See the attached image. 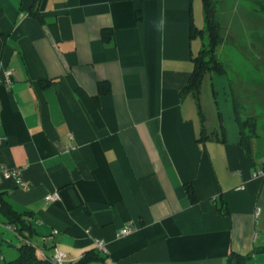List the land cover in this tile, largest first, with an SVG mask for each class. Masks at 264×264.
Masks as SVG:
<instances>
[{
	"label": "crops",
	"instance_id": "0c3cea01",
	"mask_svg": "<svg viewBox=\"0 0 264 264\" xmlns=\"http://www.w3.org/2000/svg\"><path fill=\"white\" fill-rule=\"evenodd\" d=\"M253 7L256 25L240 20L239 39L237 22L225 34L221 28L225 73L207 74L226 83L233 117L226 124L218 107L204 110L203 82L198 104L180 95L191 58L208 44L203 16L200 42L190 38L193 0H39L37 16L33 0H0V166L18 170L25 184L0 178V201L26 214L34 230L27 240H39L33 246L41 255L60 251L73 264L100 241L109 264H225L231 251L264 247V177H252L264 169V88L248 79L242 54L249 50L261 69L253 38L264 14ZM104 29L112 31L109 41ZM5 70L14 74L10 87ZM233 102L242 120L256 121L251 164ZM53 193L58 200L46 202ZM221 200L229 216L219 212ZM125 226L131 233L117 237ZM4 229L20 245L0 213ZM246 264H264V252Z\"/></svg>",
	"mask_w": 264,
	"mask_h": 264
},
{
	"label": "trees",
	"instance_id": "16d2710c",
	"mask_svg": "<svg viewBox=\"0 0 264 264\" xmlns=\"http://www.w3.org/2000/svg\"><path fill=\"white\" fill-rule=\"evenodd\" d=\"M192 1V0H190ZM39 0H33V10L31 15L37 16L35 6ZM203 10V20L205 25V34L207 36V48L202 49L196 56L192 57L193 69L186 85L181 90V97L185 95H191L195 98L198 104V95L203 82L204 77L207 74H224L225 69L218 57V50L223 45V38L220 35L221 23L219 20V14L216 10L214 2L212 0H201ZM259 11L264 13V1L259 3ZM136 21L141 20V14L135 13ZM203 32L190 24V38H195L198 35H202ZM112 36V31L108 29L102 30V38L104 41H109ZM44 86L49 85V82L44 83ZM109 89L106 84L99 85V94H107ZM234 105V118L239 128L240 140L239 144L244 148L248 162L251 164V155L249 148V138L255 135L256 121L254 118H247L242 120L238 111L237 104ZM199 108V105H198ZM90 114L93 120L98 123L97 107L90 109ZM203 121V115L199 112ZM185 195L191 205H195L199 202L198 197L191 184H184L183 186ZM219 212L224 216H229V211L226 203L221 200V206ZM0 213L6 218L8 225L14 226V231L18 237L23 238L20 245L15 246L17 251L16 259L9 261L7 264H53L49 257L43 256L39 253L38 249L28 242V238L34 235V230L31 224L24 216L26 214L16 213L10 205L5 201H0ZM264 252V247L255 248L252 253L247 255H240L235 252H229L225 264H246V262L255 254ZM73 264H109L107 258L97 250L87 251L77 262Z\"/></svg>",
	"mask_w": 264,
	"mask_h": 264
},
{
	"label": "rangeland",
	"instance_id": "374dc122",
	"mask_svg": "<svg viewBox=\"0 0 264 264\" xmlns=\"http://www.w3.org/2000/svg\"><path fill=\"white\" fill-rule=\"evenodd\" d=\"M261 1L264 0H257V4L260 3ZM214 5L216 7V10L219 14V19H220V23L222 25V33L225 34L224 32H226V25L227 23L231 24L233 22H237V37L238 39L240 38V34L242 32H240V28H239V22L240 20H244L245 21V25H249L251 26L252 24L256 25V22L253 23L252 22V16L250 15V11L252 9V6L254 5L253 8L258 7L259 5H256V0H213ZM193 6H194V16H195V26L197 27V29H199L201 22L200 19H202V3L201 0H193ZM259 10V8H258ZM260 12V11H259ZM262 13V12H260ZM244 15V17H241L239 19L238 15ZM264 14V13H262ZM246 16V17H245ZM257 27V26H256ZM264 30V29H262ZM262 30L259 31V34H257V36L255 38H253L254 40H258L259 42V49H258V55L260 58L259 64L261 65V69L259 71L256 70V67L254 65V62L252 59L253 54L248 50V54L245 56V48L243 49L242 54L244 55L243 59H247L249 61L247 65V67L250 70V74L248 78L249 80L254 79L258 85L259 88L262 87L264 88V33H262ZM204 42H207L205 36L203 37ZM196 42H200V39H198V37H195ZM243 41H245V38H243ZM207 48V46H206ZM218 57H222L221 59H226L225 58V54L222 53L220 49L217 52ZM248 56V57H247ZM233 59L238 58L237 56L235 57H231ZM233 61V60H231ZM234 62V61H233ZM244 63V61H242ZM246 63V62H245ZM234 67H237L238 69H243L245 70V65H241L238 62H234ZM243 71V70H242ZM213 79L210 78V75H207V77H205L203 79V87H202V92H203V98H202V106L204 108V110H209L212 109L214 110V112H216V107H218V111H221L224 117V121L227 124L228 122V118L230 117L231 120H233L232 117V113H231V99L229 97V92L228 89L225 88V81L223 77H219V75H213L212 76ZM253 81V80H252ZM249 82V81H248ZM251 82V81H250ZM214 89V92L212 94L211 89ZM216 92V93H215ZM231 114V115H230ZM229 117H228V116ZM228 117V118H227ZM229 119V120H230ZM0 235L2 237L1 243H0V258L4 257L5 261H8V259L13 255L12 252H16L14 250V248L11 246L10 243H12V245L17 246L18 240L16 239V237L14 236V234L7 230H0ZM8 236H10V238H8ZM31 242L33 243V245H38L39 244V240H37L35 237L32 238ZM17 256V254H16ZM3 264V263H1Z\"/></svg>",
	"mask_w": 264,
	"mask_h": 264
},
{
	"label": "built area",
	"instance_id": "2783aa9c",
	"mask_svg": "<svg viewBox=\"0 0 264 264\" xmlns=\"http://www.w3.org/2000/svg\"><path fill=\"white\" fill-rule=\"evenodd\" d=\"M13 72L11 70H5L4 71V83L6 85V87H10L12 85L13 82ZM0 111H1V107H0ZM2 142V139L0 138V144ZM252 177L253 178H261L264 177V169L258 170V171H254L252 173ZM0 178H12L13 180H15L16 184L21 187L24 188L25 184L24 182L21 180L20 175L18 170L16 169H6L3 166H0ZM58 194L57 193H53V194H48L45 196V201L46 202H54L56 200H58ZM132 231V227L131 226H125L124 228L120 229L117 233L116 236L117 237H125L127 235H129ZM96 247L98 249V251H103L104 250V246L103 243L100 241L96 242ZM67 259V256L65 253L60 252V251H54L50 260L53 264H65Z\"/></svg>",
	"mask_w": 264,
	"mask_h": 264
}]
</instances>
